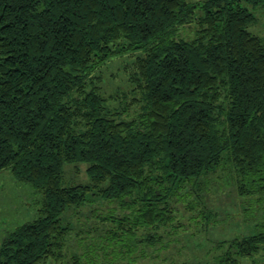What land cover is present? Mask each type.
I'll return each instance as SVG.
<instances>
[{
  "label": "trees",
  "instance_id": "obj_1",
  "mask_svg": "<svg viewBox=\"0 0 264 264\" xmlns=\"http://www.w3.org/2000/svg\"><path fill=\"white\" fill-rule=\"evenodd\" d=\"M261 1L0 0V172L39 204L4 236L0 264L60 261L65 215L96 201L120 212L101 218L102 248H113L104 254L131 264L139 244L177 227L180 208L202 205L206 225L217 222L205 203L216 174L262 206V222L217 240L226 250L213 264H259L264 39L248 31L247 5ZM191 24L193 38H182ZM128 55L130 91L112 108L99 70ZM81 164L86 181L67 183L65 167Z\"/></svg>",
  "mask_w": 264,
  "mask_h": 264
},
{
  "label": "rangeland",
  "instance_id": "obj_2",
  "mask_svg": "<svg viewBox=\"0 0 264 264\" xmlns=\"http://www.w3.org/2000/svg\"><path fill=\"white\" fill-rule=\"evenodd\" d=\"M247 8L256 18L248 31L264 39V0L254 7L248 4ZM194 33L195 24L180 29L182 38L191 39ZM133 56L114 59L99 70L101 82L98 85L112 108H118L130 91L127 75L131 62L128 63L127 70L123 67ZM78 167V170L73 165L65 167L64 179L67 183L86 181V166L81 164ZM217 177V174L214 175V184L205 198L210 211L217 214V222L212 225V221H209L206 225V220L200 214L202 205L197 208L198 211L180 208L175 217L177 227L171 226L159 232L163 238L154 247L139 244L137 257L132 256L135 261L131 264H213L216 256L226 250V245L221 246L222 248L216 245L217 240L249 236L261 230L262 206L256 201H246L237 196L233 186L216 184L221 182V177ZM27 190L29 188L17 183L8 170L0 172V243L7 232L37 217L38 196ZM119 213L112 205L101 201L68 211L65 221L69 222L72 229L66 240L63 256L60 261L48 260L43 264H76L74 257L81 264H129L121 258L114 260L112 256L106 257L104 253L109 254L112 247L102 248L106 244L101 241V237L105 235L107 227L101 218ZM255 259L259 264H264V251ZM244 264H250V261H245Z\"/></svg>",
  "mask_w": 264,
  "mask_h": 264
}]
</instances>
